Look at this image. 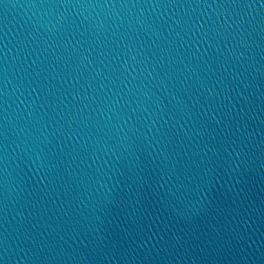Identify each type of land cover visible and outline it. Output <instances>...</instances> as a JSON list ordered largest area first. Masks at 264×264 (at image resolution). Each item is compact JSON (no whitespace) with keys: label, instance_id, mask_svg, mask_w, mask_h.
I'll use <instances>...</instances> for the list:
<instances>
[{"label":"water","instance_id":"obj_1","mask_svg":"<svg viewBox=\"0 0 264 264\" xmlns=\"http://www.w3.org/2000/svg\"><path fill=\"white\" fill-rule=\"evenodd\" d=\"M0 264H264V0H0Z\"/></svg>","mask_w":264,"mask_h":264}]
</instances>
